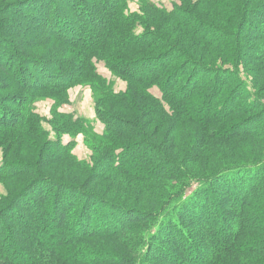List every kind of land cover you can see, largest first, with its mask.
Wrapping results in <instances>:
<instances>
[{"label":"trees","instance_id":"16d2710c","mask_svg":"<svg viewBox=\"0 0 264 264\" xmlns=\"http://www.w3.org/2000/svg\"><path fill=\"white\" fill-rule=\"evenodd\" d=\"M41 1L54 5L55 14L28 11L29 0H0V21L11 9L23 8L38 18V25L55 26L62 20L63 30L62 36L50 33L44 39L57 44L49 54L38 49L18 53L24 55L18 70L22 66L26 72L38 71L45 81L12 84L15 74L0 58V77L8 82L0 79V103L15 102L21 114L8 120L9 111L0 110V264H264V156L257 153L256 161L233 164L223 155L232 156L237 139L256 144L257 128H245L242 114L260 112L264 117L263 96L257 90L264 79V0H184L191 23L201 33L182 21L186 15L180 10L146 1L137 12L130 11L128 0ZM168 25L174 30L164 31ZM2 31L0 52H5L11 45L8 30ZM97 65L125 83L124 90L115 92ZM200 73L203 78L197 83ZM32 83L24 92L22 88ZM179 85L187 88L182 98L176 91ZM75 86L91 90L102 131L57 111L47 121L50 131L42 128L31 106L44 94L65 105ZM153 88L159 97L151 93ZM186 104L197 106L196 112L187 114ZM158 116L169 122L164 125L166 138L180 134L178 126L185 122L191 134L215 141L218 148L206 161L216 168L187 172L157 142H149L163 126L156 122ZM63 134L91 141V159L78 160L74 139L64 143ZM167 145L174 150L173 139ZM53 161L63 162L67 171L51 172ZM102 168L133 183H174L157 208L137 196L130 199L129 208L128 198L107 194L112 184L107 190L89 189L103 178L96 173ZM69 195L78 196L79 210L72 219L75 234L64 236L73 201ZM50 199L54 232L46 234L45 206ZM97 208L105 211L102 217L95 213ZM210 210L219 218L210 216ZM33 211L38 220L28 223ZM94 215L103 229L90 228ZM100 239L110 240L105 251L92 249Z\"/></svg>","mask_w":264,"mask_h":264},{"label":"rangeland","instance_id":"374dc122","mask_svg":"<svg viewBox=\"0 0 264 264\" xmlns=\"http://www.w3.org/2000/svg\"><path fill=\"white\" fill-rule=\"evenodd\" d=\"M31 1L29 4L30 10L28 11H32V10H38L40 12H49V14L52 13L55 14V10L52 11L53 9H55L54 5L47 6L45 5V3H43L41 0H29ZM149 2L153 5H156L158 7L164 8L166 10H180L183 14L186 15V17L182 18V21L187 25L190 26V29L192 30H197L196 32L201 33V31L199 30V27H197V25L191 23V12H189V10L187 8H185L184 6V0H128V6L131 12H137L139 7H140V2L141 4L144 2ZM190 1V0H188ZM195 1V0H193ZM21 5V4H20ZM143 6V5H142ZM25 7V6H24ZM19 9V8H18ZM18 9H11L10 10V15L8 14V16L4 17V20L2 19L0 21V35H2V28L3 29H7L8 33V44L11 45V49L9 50H5V52H0V58H1V63L4 64L9 71H11L13 74L12 77V81H10L12 84H18L16 83L17 81L20 82L21 80L24 83H28L29 81H45L46 79L42 80V77H40L38 74L39 72H32L28 71L26 72L25 70L23 71V67L20 66V70H18V62L24 58V55H19L18 53H31L34 52V49H38V50H43L42 52L44 54H49L50 51H52V47L57 46V44L53 43V42H49L48 44L46 43V41L44 40L46 38L47 35H49L50 33H54L57 36L62 34L60 33L59 29V22L61 21H57L55 26L57 28H55L54 24L53 25H38L37 22H34V19H38L37 17L33 18V15L31 13L26 14L24 10H22L23 8H21V10ZM25 9V8H24ZM33 14H35L34 12H32ZM36 14H39L38 12H36ZM177 17V16H175ZM54 18V17H53ZM32 19V20H31ZM52 20V19H51ZM50 20V21H51ZM57 20V19H55ZM54 19L52 21H55ZM51 21V22H52ZM89 26V25H86ZM2 27V28H1ZM87 30L86 33H84V37H87L86 34H88V29L85 28ZM170 30H174L173 27L171 25H168L167 27H165L164 31H169ZM66 34V33H65ZM11 35V36H10ZM64 37V36H63ZM13 42V43H12ZM170 42L174 43L173 40H170ZM39 44V45H38ZM16 60V61H15ZM35 63V62H34ZM13 67V68H12ZM29 67V66H28ZM40 68V66L38 67V69ZM242 69V68H241ZM250 69V66H247L246 70ZM97 70L98 73L103 76L104 78H106L108 81L113 83V90L115 92H119L124 90L125 88V83L115 79L113 76H111V74L104 69L103 65H97ZM148 69L144 68V72L147 71ZM197 83H199V80H201V78H203V73H200L197 76ZM242 77L244 79H246L243 75ZM254 76L251 75L249 76V79H254ZM1 79V77H0ZM38 79V80H37ZM57 78H50L49 80L52 82L57 81ZM2 80V79H1ZM246 81H249L246 79ZM3 83L8 84L7 80L4 78L2 80ZM180 82H185V81H180ZM1 83V82H0ZM33 85H26V88H22L24 92L29 91L30 88H32ZM264 79L261 83V85H259V88H257V90H261V94L263 96V101H264ZM178 88L180 89H176V91L180 92L178 94V97L182 98V94L187 92V88L182 87V85H179ZM151 93L156 96L159 97V90H157L156 88H153L151 90ZM18 93H15V96H17ZM68 96H69V102L65 105H57L55 103L54 100V96L53 95H49V94H44L42 98L38 99L36 103L33 104V112L38 115L40 117L41 120V127L49 130L50 131V127L49 124L47 123V121L51 118V115L57 111L60 114H70L73 118V120H80L83 121L84 123H88L91 124L94 128V130L97 133H100L102 131V124L95 118L94 116V112H93V99H92V93L91 90L88 87H83V86H75L72 89L69 90L68 92ZM2 103V105H1ZM0 103V110L4 108L7 109V111H9V114H7V117L5 119H15L18 115L20 114V111L18 110L19 107L15 106L14 104H16L14 102V104H8V105H4V102L2 101ZM6 103V102H5ZM207 104H209V100L207 102ZM4 105V106H3ZM2 106V107H1ZM185 108L188 110L187 114H191L194 113L196 111H194V108H197V106L195 107H190L188 104L185 105ZM201 108V106H200ZM237 109L241 110V106H237ZM194 111V112H193ZM199 115V114H198ZM2 116V112L1 115ZM243 121H245L246 127L245 128H250L253 124L255 126L256 129V144L252 143V144H248L246 143V141H244V138H240L235 140L234 142L236 143V148L234 153L232 154V156L230 157L229 155L226 154V152L223 153L224 156H226L229 160V163H233V164H238V163H247L248 160H255L256 161V154L257 153H261L264 156V133H261V130H264V117L262 116V114L259 113H254L252 112L251 114H242ZM262 119V120H261ZM109 122V120H108ZM156 122L158 124H161L163 126H160V130L158 133H156V138H152V140H150L151 138H149V142H157L155 143V145H157V147H159L162 151H164L167 155V157H169L170 159L174 160V162L180 163L182 164V169H184L187 172H192V173H196L198 171H206L205 169H208L209 171H212V169H215L216 167L214 165H207V161H206V157H208L209 154H211V150L215 149L217 150L218 145L216 144L215 141L213 140H206L204 136L198 134V133H193L191 134V128H189L188 126L185 127L188 124H185V122H182L180 124L181 127V133L180 134H174V136L170 137V138H166L168 137V134L166 133V127L164 125H169V122H166L163 118H161L160 116H158ZM3 123V119H0V127ZM194 127V126H193ZM257 132L259 134H257ZM162 135L165 137L161 140ZM51 138L54 137V134L51 133L50 135ZM61 138L63 139L64 143H67L69 141L72 140V138L74 139V148H73V154L76 156V158L78 160H82V161H89L91 159V155H92V150L90 149L91 147V141L86 142L84 137H82V135H77V136H72L70 134H63L61 136ZM146 138V137H145ZM172 139L174 140V150L172 149V146L167 145V140L169 141V143H172ZM258 139V140H257ZM27 142V141H26ZM160 144V145H159ZM1 151V149H0ZM217 156H219L221 159L223 158V155H221V153H216ZM258 156V155H257ZM136 159L131 158V161H134ZM215 160H217V157L215 158ZM2 159H1V152H0V164H2ZM227 162V163H228ZM253 162V161H252ZM217 163V161L215 162ZM212 163V164H215ZM52 165V166H51ZM50 165V171H58V172H62V170H66V167H64V163L63 162H56L53 161V163ZM212 167V168H211ZM211 169V170H210ZM103 168L101 170H96V173H98L100 176L102 175L103 178H101V180L99 182H96L92 184V186L89 189L95 188L96 190L100 189L103 190L104 189H109L111 187V184L113 186V189L110 192H107V194L109 196H115L118 195L119 197H124V198H128L129 203H126L129 208H133V204L130 202L131 198H135L140 197L143 198V201H147L151 206H156L155 208H157L160 205V202L162 201V195H164L166 193L167 190H171L172 189V185L174 182H170L169 180H158V181H152V182H146V183H136V182H131L130 180L126 179L124 176H120L119 174H114L111 172H107V171H102ZM67 171V170H66ZM93 174V173H92ZM89 179V178H88ZM243 182H247L248 179L242 178ZM127 181V182H126ZM224 184L228 182V179H224L222 181ZM1 184V183H0ZM97 187V188H96ZM195 186L191 187L192 192L195 190L193 189ZM140 188H142L143 192L140 191ZM145 188V190H144ZM154 190V193H151L150 191ZM140 191V192H139ZM50 192V191H49ZM139 192V193H138ZM4 194V190L2 185H0V196ZM49 194V193H48ZM72 197V207L71 209L67 210V214L69 215V219L66 221V224H64V236H71L72 233L74 231V226H73V221L72 219L74 217L77 216V211L79 210V204H78V196L77 195H69ZM202 198V197H201ZM53 199H50L49 201L46 202V222L48 223L46 226V234L47 233H53L54 231V227H52V224H50L49 222H51L49 219H51V204H53L51 201ZM257 206V204H256ZM259 207V205H258ZM140 208V207H139ZM255 208V206L253 207V209ZM128 209V208H127ZM220 208L217 209V212L219 211ZM256 210H258V208H255ZM96 210V214L100 215V217H102V214L105 213L104 210L100 211L98 208L95 209ZM34 213L31 214L30 220L28 221V223H30V221L36 219V221L38 220V215L36 214L35 211H33ZM210 216L211 215H216L218 218L220 216V214H217V212H215L214 210H210ZM260 214V213H259ZM264 215V213L262 214V216ZM115 217H117L115 214L113 215ZM27 218V217H26ZM261 218H258V220ZM54 221V220H53ZM113 222H116L117 219H113ZM262 223L264 225V221L262 220ZM258 226L259 222L257 223ZM121 225V224H119ZM110 226H115L114 224L110 225ZM104 225L102 223V221L98 220V216H93V218L90 221V228H94V229H103ZM9 228L11 229V227L9 226ZM11 235L7 234V238H9ZM121 239V238H120ZM98 245L96 246V244L92 245V249L96 248L99 250H103L104 251L106 249H108L106 246V243L108 244L110 242V240H99ZM14 249V248H13ZM12 248H10V251L13 250ZM91 249V248H90ZM88 249V250H90ZM7 251V248H6ZM110 251V249H109Z\"/></svg>","mask_w":264,"mask_h":264}]
</instances>
